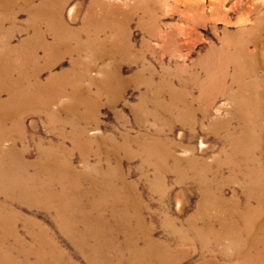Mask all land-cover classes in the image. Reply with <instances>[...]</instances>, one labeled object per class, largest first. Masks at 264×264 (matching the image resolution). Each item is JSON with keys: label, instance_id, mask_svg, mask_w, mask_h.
<instances>
[{"label": "bare ground", "instance_id": "bare-ground-1", "mask_svg": "<svg viewBox=\"0 0 264 264\" xmlns=\"http://www.w3.org/2000/svg\"><path fill=\"white\" fill-rule=\"evenodd\" d=\"M20 13H24L26 17L25 20H21L24 22L23 28L16 26ZM257 13L258 17L254 21L251 20L253 22L248 30L244 27L239 29V33L237 31V39L241 45L234 49V56L232 57L230 53L224 59L231 63L232 72L228 77L230 85L235 89L231 93H222L232 100V106L224 117L219 116L218 109L216 126L218 139L227 143L229 149L227 152L224 148L219 149L218 157H213L211 162L205 165V169H201L197 159L189 158L186 166L189 168V175L183 174L182 178L178 168L183 160L175 151L179 149L186 151L187 147L172 142V139L169 141L170 133H167L168 138L163 139L159 136H148L151 133H142L141 130L148 119L153 123L159 121L157 123L163 125L168 132H173L176 123L180 124L181 129L189 128V123L195 121V110L188 99V81L181 77L182 90L171 89L168 73L164 71L159 73L155 66L146 62L143 53L132 45L128 37L130 16L125 9L109 0H0V167L11 163L19 164L25 170L20 177L28 179L30 178L27 175L28 169L42 167L45 164L50 168H60L66 176L73 177L85 185L92 184L100 175L99 172L94 173L93 177L85 172H74L76 153L81 166L93 163L94 168L100 165L112 171L106 178L104 192L86 194L64 191L63 188L64 192L57 193V187L52 184L44 187L40 184L38 188H33L35 186L29 183L28 185L9 183L3 186L5 187L3 190L6 191L4 195L14 202H18L19 199L26 201L29 199L28 196H31L34 200L49 199L54 203L90 200L104 204L103 207L97 204L99 207L93 208V211L103 212L108 219L85 220L88 225L94 227V230L89 228L93 231L90 233V239L99 240L96 236H104L103 233L106 232V248L110 254L107 259L101 258L99 264H155L153 258L158 256L160 251L153 239L149 221L156 217V213L146 202L148 194L143 195L137 189V181L129 180L131 175H136L148 180L152 186V183L159 179L158 173H161L162 177L174 176L177 184L183 180V183L196 186L200 197L196 210L184 221L185 228L194 231L193 234L199 238L202 233L208 232L210 224L214 222L221 229L233 227L241 248H244L237 252L238 258L251 264L262 262L264 13L261 15H259L261 11ZM245 32L247 35H244ZM18 35L20 36L18 44L12 45V40ZM65 55L74 56L70 59L68 70L60 74L54 73V68ZM233 61L236 66L233 65ZM122 63L127 64L130 76L122 75ZM223 68L222 63L221 69ZM208 71L217 72L215 68ZM44 72L49 74L46 79H42ZM92 72H95L96 77H89ZM68 87L69 90H76L74 96L69 93L64 96V93L69 92L66 90ZM128 88L142 90L137 103L129 108V115L134 121L131 123L126 117L118 116L123 129L120 137L115 138L114 135L105 137L99 132L100 124L96 123L99 116L98 104H93L99 95L94 99L93 96L96 95L92 91L98 89L97 91L104 94H117ZM23 90H32L33 93L25 95L21 93ZM3 94L7 96L6 99L1 97ZM83 96L92 102L83 104V101H86ZM163 96L168 98L162 99ZM63 98L68 102V106H64L66 115L74 116L79 126L71 128L63 126L54 134L61 143L57 150L55 149L58 155L54 154L52 161L45 159L51 154H44L38 146L36 149L41 157L33 162L25 161L27 154H20L17 151L20 145L27 147L26 144L29 143L22 118L19 117L23 112L19 114L11 108L19 106L21 110L43 109L56 103L59 106V101L61 102ZM83 110L87 114H83ZM18 114L19 116H16ZM11 120L12 127H6V123ZM132 126L137 131H134ZM88 127L96 131L92 134L90 143L94 145L93 148L97 147L103 151L99 155L92 152L90 143H86L88 138L85 130ZM4 142L10 144L3 147ZM66 144L71 146V149H68ZM134 161L137 163L136 166L131 165ZM124 162L127 168H124ZM139 162L146 164L147 170L138 165ZM226 165L229 169L226 175H223L221 170ZM206 184L211 186L207 191L204 189ZM230 187L233 189L232 196L227 198L224 190ZM152 188L155 191V188ZM33 191H37V196L31 195ZM182 192L186 193L185 190ZM13 206L21 208L15 203ZM1 213L4 218L15 217L14 210L9 212L6 209ZM18 213L24 216L21 211ZM18 213L16 212V215ZM145 214H148V221ZM14 221L4 225L10 236L0 239V244H8L12 238L14 242L31 246L25 250L0 251V264H83L77 257L72 259L73 263L67 262L69 256L72 257L74 254L69 253L68 245L58 244L56 247L45 240V248L43 246L36 248L31 235L19 236L23 226ZM41 221L43 224L46 223L45 219ZM85 222L82 221L86 226ZM215 235L219 237L220 233L216 231ZM241 236L244 237L243 240L239 239ZM38 243H41V240ZM90 257L93 259L94 255ZM180 260L181 258H178L175 263H179ZM209 263L212 264V261Z\"/></svg>", "mask_w": 264, "mask_h": 264}, {"label": "rangeland", "instance_id": "rangeland-1", "mask_svg": "<svg viewBox=\"0 0 264 264\" xmlns=\"http://www.w3.org/2000/svg\"><path fill=\"white\" fill-rule=\"evenodd\" d=\"M109 1L118 4L128 12L130 16L128 37L132 45L143 53L146 62L153 67L155 66L157 72L168 73L169 87L176 91L182 90L180 87L181 77L188 81V99L195 110V121L189 123V128L187 130L181 129L180 124L176 123L173 132H168L165 131L163 125L157 123L159 121L153 123L151 119H148L141 132H148L151 133L148 136H159L163 139L170 135L169 141L172 139V142H178L187 147L186 151L183 149L175 151L183 160L178 168L182 178L183 174L189 175V168L186 167L189 158L197 159L201 169H205V165L209 164L213 157H218L219 149L224 148L226 152L229 149L227 143L225 144L218 139V127L216 126L218 109L219 116L224 117L226 111L232 106V100L223 96L222 93H231L235 89L234 86L230 85L228 77L232 72L231 63H227L224 59L230 53L233 57L234 49L241 45L237 39V31L239 33V29L244 27L248 30V27L258 17L257 12L261 11L259 15L264 13V0H222L223 3L221 0ZM23 14H18L19 23L16 26L19 28L24 27V22L21 20H25L26 17ZM249 18L250 20H248ZM251 20L253 21L251 22ZM244 35H247V32ZM15 37L12 40V45L16 46L20 36ZM226 52H228L227 55H225ZM62 57L54 68L56 74L67 71L70 66V59L74 56L65 55ZM222 63L224 64L223 69H221ZM121 65L123 66L122 75L124 77L130 76L127 64L122 63ZM233 65L236 66L234 61ZM206 67L208 69L215 68L217 72H209ZM48 75L44 72L42 79H46ZM90 76L91 78L96 77L95 72L90 73ZM69 89V87L66 89L69 92L64 93V96H67V93L71 96L76 94V90ZM97 90L93 89L92 92L96 95L93 98L99 95L98 98H94L96 101L93 103L98 104L99 116L96 123L100 124L99 132L105 137L114 135L115 138H119L123 129L118 121V116L126 117L131 123L134 121L129 115V108L137 103L142 90L128 88L117 94H104ZM21 93L31 95L30 93L33 91L23 90ZM1 97L7 98L5 94ZM83 97L86 100L83 101V104L92 102L87 101L85 96ZM165 98L167 99L168 96L162 97V99ZM59 103V106L56 103V105L47 106L43 109L21 110L22 108L19 106L11 108L12 111L16 110L19 114L21 111L23 112L20 116L19 114L16 116L22 118L25 136L29 143L26 144L27 147L20 145L17 151L20 154H27L25 161L33 162L41 157L36 146L44 154H51L45 159L52 161L54 154L58 155L56 150L61 143L54 134L60 131L63 126L67 128L79 126L74 116L66 115L64 106H68L67 99L63 98ZM82 113L87 114L84 110ZM14 118L20 120L18 117ZM12 121L6 123V127H12ZM33 127L35 129H32ZM132 128L137 131L133 126ZM90 129L93 128L88 127L85 130L88 136H86L88 138L86 143H90L92 134L96 132ZM9 144L10 142H4L2 146L7 147ZM90 146L92 152L98 155L103 152L97 147L93 148L94 145L91 143ZM66 147L71 149L68 144ZM74 156V172H85L92 177L94 173L98 174L99 172L100 175L92 184L85 185L83 182L74 180L73 177L66 176V173L60 168L51 167V169L45 164L42 167H32V169L26 170L28 177H30L28 179L20 177L25 170L19 164L11 163L8 166L0 167V213L7 209L9 212L14 210L15 214L14 218L10 215L12 219H9V217L4 218L1 213L0 239L10 236L9 231L4 229V225H9V222L13 223L15 220L14 223L23 226L19 236L31 235L36 248L42 246L45 248V240L56 247L58 244L70 246L67 249H69V253L73 252L74 254L72 257L69 256L68 263H73L74 257H77L83 264H99L102 259L109 258L110 251L106 248L107 242L105 241L106 232L103 233V237L101 235L96 236L99 240L90 239V233L93 231H90L89 228L94 230V227L85 222L89 218L92 221L108 219V216L103 212L93 211V208H97L99 205L103 207L104 204L90 200H81L80 202L78 200L71 202L56 201L54 203L50 202L49 199L34 200L31 196H28L29 199L26 201L19 199L18 202H14L4 195L6 191L3 190L5 188L3 186L9 183L13 185H28L29 183V185L35 186L33 188H38L40 184L43 187L52 184L57 187V193H61L63 188L64 191L70 190L86 194L106 191L104 185L109 176L108 173L112 172L111 169L100 165H96L94 168L93 163L89 166H81V161L76 153ZM136 164L134 161L131 165L136 166ZM168 164L172 165L170 162ZM123 165L124 168H127L126 162ZM138 165L147 170L148 166L143 162H139ZM228 169V165L224 166L221 174L226 175ZM158 176V181L153 182L152 186L148 180L136 175H131L129 180L137 181V189L143 195L148 194L146 202L156 213V217L149 221L153 239L160 251L158 256L153 258L155 264H162L163 261L174 262L173 264H211L210 261L212 264H251L240 257L238 258L237 252L244 248H241L233 227L221 229L214 222L210 224L208 232L202 233L203 235H200L199 238L193 234L194 231L185 228L184 221L194 213L200 199L196 186L187 182L183 183V180L177 184L178 181L174 176L162 177L161 173H158ZM152 187L155 188V191ZM210 187L206 184L204 189L207 191ZM182 190H185L186 193L184 194ZM232 190V187L226 188L224 195L231 198ZM36 193L37 191H33L31 195L34 196ZM16 198L18 199V196ZM14 203L20 205L21 208L13 206ZM18 211H21L24 216L20 215ZM36 213L37 215H35ZM145 217L148 221V214H145ZM44 219L46 220L45 224L41 221ZM82 221L87 225L85 226ZM216 231L220 233L219 237H216ZM138 234L140 236L139 232ZM239 239L243 240L244 237L241 236ZM40 240L41 243H38ZM30 246L29 244L22 245L19 242H14L10 238L8 244H0V251L5 249L8 251L10 249L25 250ZM92 254L94 255L93 259L90 257ZM178 258L181 260L179 263H175ZM204 261L206 263H203ZM259 264H264V260Z\"/></svg>", "mask_w": 264, "mask_h": 264}]
</instances>
